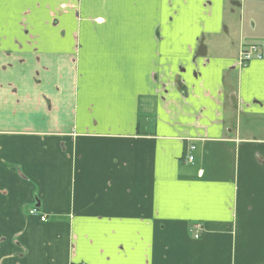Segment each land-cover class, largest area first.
<instances>
[{
  "label": "crops",
  "instance_id": "crops-1",
  "mask_svg": "<svg viewBox=\"0 0 264 264\" xmlns=\"http://www.w3.org/2000/svg\"><path fill=\"white\" fill-rule=\"evenodd\" d=\"M253 44L264 0H0V264H264Z\"/></svg>",
  "mask_w": 264,
  "mask_h": 264
},
{
  "label": "built area",
  "instance_id": "built-area-1",
  "mask_svg": "<svg viewBox=\"0 0 264 264\" xmlns=\"http://www.w3.org/2000/svg\"><path fill=\"white\" fill-rule=\"evenodd\" d=\"M261 58H264V44H253L251 46H248L246 48H244L241 52H240V56H239V61L241 63H247L253 59H261ZM192 149L195 148V146H192L191 147ZM187 160L189 162H192L194 160V157L193 155H189ZM30 213L32 214H37V209L34 208L30 211ZM41 219L42 220H46L47 219V216L46 215H42L41 216ZM196 228V233H195V236L196 237H199L200 236V232L202 230L201 228V225L198 224L195 226Z\"/></svg>",
  "mask_w": 264,
  "mask_h": 264
}]
</instances>
